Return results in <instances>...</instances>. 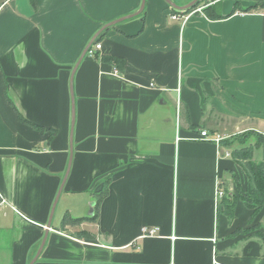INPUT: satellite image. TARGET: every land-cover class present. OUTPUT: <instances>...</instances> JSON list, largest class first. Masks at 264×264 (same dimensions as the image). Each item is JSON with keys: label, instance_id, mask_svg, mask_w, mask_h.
I'll return each mask as SVG.
<instances>
[{"label": "crops", "instance_id": "obj_1", "mask_svg": "<svg viewBox=\"0 0 264 264\" xmlns=\"http://www.w3.org/2000/svg\"><path fill=\"white\" fill-rule=\"evenodd\" d=\"M256 1L185 22L166 0L0 2V264L43 239L33 264H264V205L229 223L217 200L248 192L231 153L264 136V13H233Z\"/></svg>", "mask_w": 264, "mask_h": 264}, {"label": "trees", "instance_id": "obj_2", "mask_svg": "<svg viewBox=\"0 0 264 264\" xmlns=\"http://www.w3.org/2000/svg\"><path fill=\"white\" fill-rule=\"evenodd\" d=\"M196 4L193 6L195 7ZM192 7V8H193ZM191 8V9H192ZM191 9L186 10V13H189ZM241 11L242 13H264V0H257L255 4H253L250 7L247 8H241L238 4L234 5L235 11ZM176 12V11H174ZM202 14L206 16L209 19H217L220 18V16H215L214 9L212 6H208L202 10ZM98 42V39H95L93 44ZM91 47V46H90ZM89 47V48H90ZM88 48V49H89ZM87 49V51H88ZM86 51V53H87ZM96 57V56H95ZM110 60V59H108ZM249 134H255L259 137H256L257 142L254 144V146H249L246 148H241L239 150H235L231 153V157L237 161V163L241 166L243 172L245 173L247 177V182L249 184V190L248 192H244L238 184H236L237 190H238V196L234 194L232 197L230 196H224L218 201V205L222 206L223 213L225 214L227 221L230 223L234 218V212H235V205L237 202V199L242 202V204L249 210L252 211L251 216L249 218L248 223L250 224L255 216L259 214V212L262 210L264 205V136L257 133H247L241 136L244 138V136H248ZM262 148L263 149V157L260 161H254L252 160V152L253 148ZM100 195V194H99ZM101 198V196H98V198L95 201V209L96 205L98 204V200ZM219 208V207H218ZM217 208V210H218ZM94 209V208H93ZM88 218H71L68 216H64L62 219V226H65L67 224L69 225H78L80 222L87 220ZM92 219H96V213H94V216ZM264 219V216H263ZM264 231V224L258 223L253 227V231L255 232L252 234L251 237L254 238H262V233L257 232L259 229ZM256 229V230H255ZM247 230L242 231L243 233H246ZM77 237H83L88 238L89 235H87L84 232H78L75 234Z\"/></svg>", "mask_w": 264, "mask_h": 264}, {"label": "built area", "instance_id": "obj_3", "mask_svg": "<svg viewBox=\"0 0 264 264\" xmlns=\"http://www.w3.org/2000/svg\"><path fill=\"white\" fill-rule=\"evenodd\" d=\"M194 13H196V12L194 11V12L186 13L185 11L181 10L178 14L171 15L170 18H171V20L181 19V20H183V22H185ZM100 49H101L100 43L96 42L95 44L91 45V47L87 51V54L91 57H95V56H97V52L100 51ZM199 137L203 140H209L208 134L205 131H201L199 133ZM212 140L216 143H218L220 141V139L218 137H215ZM222 197H223L222 190H217V200L219 201ZM155 232H156L155 229L149 230V229L143 228L141 237L154 235Z\"/></svg>", "mask_w": 264, "mask_h": 264}, {"label": "water", "instance_id": "obj_4", "mask_svg": "<svg viewBox=\"0 0 264 264\" xmlns=\"http://www.w3.org/2000/svg\"><path fill=\"white\" fill-rule=\"evenodd\" d=\"M196 1H197V0H193V1H191L190 3L186 4L185 6L177 7V6H175L173 3H171L169 0H166V2L168 3V5H170L172 8H174V9H178V10H182V11H186V10L190 9V8L195 4ZM142 8H143V5L141 6L140 10H139L136 14L131 15V16H128V17H125V18H121V19H119L117 22L124 21V20H126V19H130V18H132L133 16L139 15L140 12L142 11ZM114 23H116V22H113V23H110V24L105 25V26L103 27L102 30H104V29L110 27V26L113 25ZM102 30H101V31H102ZM101 31H100L98 34H96V35L92 38V40H91L90 43L88 44L87 48H86L85 51L83 52V55L86 53L87 49L93 44L94 40H95V39L97 38V36L101 33ZM74 69H75V68H74ZM73 71H74V70H73ZM73 117H74V112H73V106H72V121H73ZM58 195H59V193H58ZM58 195H57V197H58ZM56 201H57V198H56L55 202H56ZM54 205H55V203H54ZM53 207H54V206H53ZM47 228H49V224L47 225ZM44 241H45V240L43 239L42 242H41V244H40V247H39V249H38V251H37V253H36V255H35V257L31 260V262H30L29 264H33V263L35 262V260L37 259V257L39 256V254H40V252H41V249H42V247H43Z\"/></svg>", "mask_w": 264, "mask_h": 264}, {"label": "rangeland", "instance_id": "obj_5", "mask_svg": "<svg viewBox=\"0 0 264 264\" xmlns=\"http://www.w3.org/2000/svg\"><path fill=\"white\" fill-rule=\"evenodd\" d=\"M0 2H2V0H0ZM195 4H196V6L193 7ZM195 4L192 6L193 8L191 7L192 9L190 8L191 10L189 12H194L195 11L197 13H200V12L203 13L202 10L204 8L208 7L207 3H203L202 0H197L195 2ZM256 137H259V136L255 135V134H249L247 137L246 136H244V138L241 137V139L242 140H247L246 141L247 143H249L250 141L253 142V145H252V147H253L254 144L257 142ZM255 160H257V158H255ZM234 184H235V192H233V193H231V191L227 190L228 187L225 188V186H224V187L221 188L222 189V193H223V197L224 196L232 197L234 194H236L238 196V190H237V187H236V183H234Z\"/></svg>", "mask_w": 264, "mask_h": 264}]
</instances>
